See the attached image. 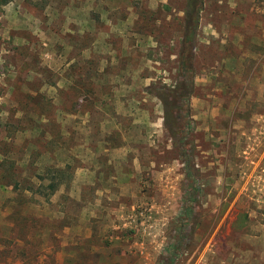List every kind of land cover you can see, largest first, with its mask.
<instances>
[{"label":"rangeland","instance_id":"obj_1","mask_svg":"<svg viewBox=\"0 0 264 264\" xmlns=\"http://www.w3.org/2000/svg\"><path fill=\"white\" fill-rule=\"evenodd\" d=\"M186 2L0 0V264H264V0Z\"/></svg>","mask_w":264,"mask_h":264},{"label":"trees","instance_id":"obj_2","mask_svg":"<svg viewBox=\"0 0 264 264\" xmlns=\"http://www.w3.org/2000/svg\"><path fill=\"white\" fill-rule=\"evenodd\" d=\"M205 6V0H187L185 10H184V20H183V36L181 38V48L179 52V74L180 76L191 74L193 75L194 71V59H195V50L197 47V40H198V32L200 27V20H201V13L204 10ZM194 87V83H192V90ZM185 85L181 84L178 85L176 89L171 91L169 94H160L156 95L158 98H160L166 107V116H165V124L169 128V131L172 134L173 140L176 139L177 132L175 131V126H177L176 122H173L174 125H170V119L174 118L172 117L173 114L177 110H180V107L177 104L176 99H173L171 102L168 101L169 97L171 95L175 96L177 95L178 91H185ZM190 93L185 97L186 100L189 98ZM181 98V95H179ZM168 105H171V109H167ZM175 121V119H174ZM176 124V125H175ZM63 172V170H61ZM64 181H58L59 185L65 184ZM59 185H53V190H56L57 186Z\"/></svg>","mask_w":264,"mask_h":264}]
</instances>
